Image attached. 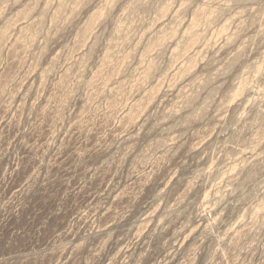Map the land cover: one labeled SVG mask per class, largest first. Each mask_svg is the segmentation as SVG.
I'll return each mask as SVG.
<instances>
[{
	"label": "clouds",
	"instance_id": "obj_1",
	"mask_svg": "<svg viewBox=\"0 0 264 264\" xmlns=\"http://www.w3.org/2000/svg\"><path fill=\"white\" fill-rule=\"evenodd\" d=\"M193 20L237 46L160 95ZM0 264H264V0H0Z\"/></svg>",
	"mask_w": 264,
	"mask_h": 264
},
{
	"label": "rangeland",
	"instance_id": "obj_2",
	"mask_svg": "<svg viewBox=\"0 0 264 264\" xmlns=\"http://www.w3.org/2000/svg\"><path fill=\"white\" fill-rule=\"evenodd\" d=\"M146 39L147 36L145 35L135 41H131L132 47L136 50L138 57L136 63L140 64L142 68L128 88V92L131 95H135V89L139 84L151 85L154 87V90H157L155 82L151 79L154 62L152 64L148 62L149 56L154 54V51L152 48L145 49L144 41ZM169 40L171 41L172 51L175 55L169 70L160 80V86L158 87L160 95H163L165 88L173 89L175 94V91H178L188 81L193 68L199 71L198 64L201 57L205 55L213 56L219 53L217 59L226 58L230 51L234 50L237 46L233 35L227 27L221 26L205 31L204 26L196 20H193L191 27H184L178 31L166 33L160 38L159 43L165 44ZM89 43L90 41L85 36L80 43V47L84 51H87ZM131 53L132 48H129L127 43L122 45L120 42H116L111 47L105 49L99 71L96 73L99 83L103 86L114 88L118 79L124 80L130 71L129 57ZM140 53L144 56L142 61L139 59ZM205 62L207 61L205 60ZM156 99H159V96ZM152 226L150 224L149 229Z\"/></svg>",
	"mask_w": 264,
	"mask_h": 264
}]
</instances>
